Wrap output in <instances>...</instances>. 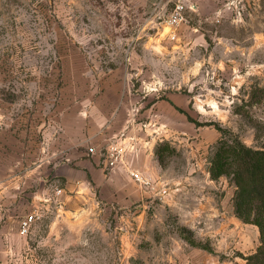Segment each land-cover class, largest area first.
Listing matches in <instances>:
<instances>
[{
	"label": "rangeland",
	"instance_id": "obj_1",
	"mask_svg": "<svg viewBox=\"0 0 264 264\" xmlns=\"http://www.w3.org/2000/svg\"><path fill=\"white\" fill-rule=\"evenodd\" d=\"M176 1L0 0V138L6 150L18 140L22 171L83 117L121 135L141 127L169 189L131 203L97 194L95 204L72 203L67 221L52 208L6 264H243L240 253L259 245L256 225L224 234L219 218L192 209L206 193L232 200L235 191L208 171L217 127L264 145V0H230L215 13L186 2L171 39L164 19ZM165 143L175 150L160 160Z\"/></svg>",
	"mask_w": 264,
	"mask_h": 264
},
{
	"label": "crops",
	"instance_id": "obj_2",
	"mask_svg": "<svg viewBox=\"0 0 264 264\" xmlns=\"http://www.w3.org/2000/svg\"><path fill=\"white\" fill-rule=\"evenodd\" d=\"M228 1L187 0V4L194 10L215 13ZM71 125L75 131L62 134L60 148H54L58 151H52L49 158L28 164L24 172L18 140L15 143L12 138V145L6 150L5 138H0V264H6L10 253L18 247L20 221L32 209L42 211L45 216L54 208L52 212L61 217V221H67L72 203L88 201L95 204L97 194L107 202L126 200L130 203L160 195L159 186L149 189L136 182L132 176L134 170L149 174L158 184H167L158 174L160 165L152 156V146L146 142L145 131L138 125L132 124L124 135H121L124 127L103 131L99 121L93 120L86 125L83 117L71 121ZM114 143L126 149V156L123 162L109 166L107 152ZM102 150L106 152L102 153ZM54 177L59 179L50 181ZM201 197L204 201L192 209L193 213L219 218L218 230L224 234L232 223L238 235L243 232L244 222L236 216L231 198L229 202L226 195L218 197L214 192ZM55 200L57 203H52ZM78 214L84 217L85 211L82 209Z\"/></svg>",
	"mask_w": 264,
	"mask_h": 264
},
{
	"label": "trees",
	"instance_id": "obj_3",
	"mask_svg": "<svg viewBox=\"0 0 264 264\" xmlns=\"http://www.w3.org/2000/svg\"><path fill=\"white\" fill-rule=\"evenodd\" d=\"M260 90L264 95V88ZM189 120L194 121L192 117ZM217 128L222 135L209 159L208 171L212 179H230L235 186L232 204L236 216L259 229L260 243L256 250L247 255L240 253L245 259L243 264H264V145L249 146L237 134L223 127ZM174 150L165 143L157 147L156 154L163 160L167 151ZM182 230L187 229L182 227ZM184 237L193 246L214 253L209 242L196 241L191 234Z\"/></svg>",
	"mask_w": 264,
	"mask_h": 264
},
{
	"label": "built area",
	"instance_id": "obj_4",
	"mask_svg": "<svg viewBox=\"0 0 264 264\" xmlns=\"http://www.w3.org/2000/svg\"><path fill=\"white\" fill-rule=\"evenodd\" d=\"M186 2L187 0H177L172 11L164 19L165 25L170 28L169 37L171 39L177 38V29L185 21L184 10ZM229 3H232V1ZM107 153L108 165L114 166L115 164L124 161L126 156V149L123 146L114 143L110 146ZM132 176L136 182L146 188L155 189L157 188L156 186H158L156 185V182L152 179V177L149 174L144 173L143 171L134 170L132 171ZM168 190L169 189L165 185H160L159 193L161 195H165L169 193ZM57 193H59V190H57ZM42 218V211L38 209H32L21 219L19 233L21 235H27L30 232L32 226Z\"/></svg>",
	"mask_w": 264,
	"mask_h": 264
}]
</instances>
